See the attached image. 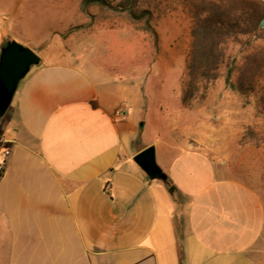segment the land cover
Listing matches in <instances>:
<instances>
[{
    "label": "crops",
    "instance_id": "obj_1",
    "mask_svg": "<svg viewBox=\"0 0 264 264\" xmlns=\"http://www.w3.org/2000/svg\"><path fill=\"white\" fill-rule=\"evenodd\" d=\"M11 40L0 28V53ZM128 92L48 57L20 82L0 127V264H264L263 198L198 147L165 163ZM151 146L165 178L134 161Z\"/></svg>",
    "mask_w": 264,
    "mask_h": 264
},
{
    "label": "rangeland",
    "instance_id": "obj_2",
    "mask_svg": "<svg viewBox=\"0 0 264 264\" xmlns=\"http://www.w3.org/2000/svg\"><path fill=\"white\" fill-rule=\"evenodd\" d=\"M82 1L0 0V28L40 58L79 64L95 82L109 83L123 95L132 90L137 97L127 95L130 109L125 112L140 120L143 142L166 144L165 163L172 147H198L234 170L264 200L261 94L242 95L230 88L224 68L217 80L183 100L192 46L185 3L140 0L136 17L142 11L150 15L133 19L107 7L84 13ZM107 1L117 7L122 0ZM242 50L236 44L228 52L240 59ZM8 111L0 116V127ZM158 163L163 166L160 157Z\"/></svg>",
    "mask_w": 264,
    "mask_h": 264
},
{
    "label": "trees",
    "instance_id": "obj_3",
    "mask_svg": "<svg viewBox=\"0 0 264 264\" xmlns=\"http://www.w3.org/2000/svg\"><path fill=\"white\" fill-rule=\"evenodd\" d=\"M185 3L192 21V46L187 65L188 79L183 100L195 96L202 86L217 80L225 68L226 84L242 95L261 94L264 111V3L260 0H179ZM140 0H122L117 7L107 0H83L81 11L89 14L94 7H107L115 13L136 17ZM240 45V59L229 54L231 45ZM2 175H0L1 177ZM171 193L174 190L171 189Z\"/></svg>",
    "mask_w": 264,
    "mask_h": 264
},
{
    "label": "water",
    "instance_id": "obj_4",
    "mask_svg": "<svg viewBox=\"0 0 264 264\" xmlns=\"http://www.w3.org/2000/svg\"><path fill=\"white\" fill-rule=\"evenodd\" d=\"M264 3V0H260ZM264 30V18L259 24ZM41 58L29 47L15 40L9 41L0 53V116L9 109L20 82L28 75L31 68L39 65ZM135 163L141 167L151 179L165 178L157 164L155 148L145 149L135 156Z\"/></svg>",
    "mask_w": 264,
    "mask_h": 264
},
{
    "label": "built area",
    "instance_id": "obj_5",
    "mask_svg": "<svg viewBox=\"0 0 264 264\" xmlns=\"http://www.w3.org/2000/svg\"><path fill=\"white\" fill-rule=\"evenodd\" d=\"M11 150L6 149L2 153H0V175H3L6 169L7 161L11 156Z\"/></svg>",
    "mask_w": 264,
    "mask_h": 264
}]
</instances>
